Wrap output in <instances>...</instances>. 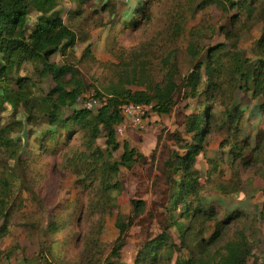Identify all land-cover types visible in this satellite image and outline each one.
<instances>
[{"label":"trees","instance_id":"obj_1","mask_svg":"<svg viewBox=\"0 0 264 264\" xmlns=\"http://www.w3.org/2000/svg\"><path fill=\"white\" fill-rule=\"evenodd\" d=\"M67 1L74 5L72 9L60 8L61 0H0V163L13 162V170L27 166L23 156L28 144L23 145V139L15 136L18 132L27 139L33 138L39 153L55 155L79 137L80 143L72 146L69 153L70 168L84 191L94 187L101 191L99 211L112 213L117 205L111 194L120 189L116 178L121 167L131 169L137 162L146 161L127 144L121 158L114 157L120 149L117 127L125 121L120 107L130 103L153 104L154 112L159 115L170 113L177 90L173 82L176 66H168L167 58L165 79L155 82L138 63L133 66L123 63L126 68L120 70L117 81L106 89L110 96L107 103L97 111L77 109L89 87L74 65L51 62L53 56L71 54L80 41H86L78 35L81 23L77 22L85 19L87 10L97 15L108 13L113 26L105 31H109L111 38L119 27L135 29L150 21V6L160 0H142L119 17L122 11L117 0ZM226 3L228 6L219 0H204L196 6V11H201L210 4H220L234 14L227 28H222L231 44L211 46L206 52L195 42L189 45L192 69L186 79L190 90L186 97L200 100L196 112L184 117V128L191 140L187 141L178 132L168 133L165 137L168 142L173 141L175 148H172L168 142L162 143L164 137H160L150 161L153 187L160 193L159 202L151 210L144 200H133L131 213L117 215L115 226L119 235L103 264H127L122 262V251L135 228H139L136 234L139 244L133 264H249L253 257L251 241L243 228L225 239L244 212L241 208L221 212L216 202L205 200V185L196 168L216 121L220 130L226 131L223 147L229 148L226 153L233 167L239 162L250 167L251 158L246 154L255 153L264 145L261 130L256 134L255 146L250 136H244L246 104L240 100L225 107L220 115L213 112L228 83L232 90L245 92L256 102L253 117L264 116V0H227ZM126 6L130 5L123 4V9ZM134 10L136 13L131 15ZM183 24L181 18L175 24L178 35ZM258 28L262 32L254 46L261 60L256 64L239 47L242 37ZM84 57L93 59L91 45ZM29 65L33 71L22 75ZM97 95L101 94L97 92ZM9 108L11 115L3 118ZM19 113L21 117L17 118ZM2 119H5L3 123ZM101 138H104L103 146L98 143ZM11 173L16 183L3 181L0 185V223L4 222L0 236L9 231L8 219L14 206L10 199L15 188L21 186L16 173ZM217 190L231 195L233 200L243 193L237 189L227 191L222 185ZM260 192L264 195V186L255 188L252 197ZM257 215V219L264 221V201ZM63 221L51 222L50 228L60 229Z\"/></svg>","mask_w":264,"mask_h":264},{"label":"rangeland","instance_id":"obj_2","mask_svg":"<svg viewBox=\"0 0 264 264\" xmlns=\"http://www.w3.org/2000/svg\"><path fill=\"white\" fill-rule=\"evenodd\" d=\"M142 0H117L120 14L131 11L133 6ZM204 0H160L151 7V20L135 29L125 27L116 31L114 37H109L106 28L113 26L112 16L94 14L92 10L85 12V19L78 29L80 41L71 54H57L51 62L64 65H74L89 89L79 100L76 108L82 109L87 96L107 94L106 89L117 81L121 69L126 68L123 63L133 66L134 63L143 68L155 82H162L168 66H176L173 82L177 90L173 96L170 113L159 115L152 112L144 122L143 128H136L130 122H125L122 135H117L120 149L114 153L119 160L124 153V146L135 150L145 158V163L137 162L131 169L121 167L116 180L120 184L119 190H114L111 198L117 208L106 213L98 209L101 191L94 187L84 191L79 183L78 176L71 170L68 157L72 146L80 143L76 137L66 149L58 154L39 153L34 139H27L20 132L15 134L23 139V145L28 144L27 153L23 161L25 168H15L13 162L0 163V185L3 181L15 182L11 172L16 173L21 180V186L15 188V195L11 196L12 207L8 219V233L0 236V264H103L110 255L113 245L118 238L115 226L119 214L128 215L132 211V201L144 200L149 209H155L160 193L153 187V169L150 161L158 148L159 139L162 143L169 140L168 133L178 132L187 141L191 135L186 133L184 117L196 112L200 100L187 98L190 90L187 78L192 69L188 49L191 42L197 43L199 49L206 52L209 47L218 44H231L222 28H227L232 10H224L220 4H210L207 8L196 11V6ZM226 4L227 0H219ZM121 3V4H120ZM126 6L123 9V4ZM73 4L61 0L60 8L72 9ZM97 11V10H96ZM136 13V10L131 15ZM63 17L67 21L66 14ZM182 19L181 35L175 31V24ZM69 23V22H68ZM261 28L242 37L240 50L248 58L259 64L261 58L255 52L254 43L260 38ZM92 46L93 59L84 57L89 46ZM168 58V66L165 60ZM21 74L26 75L33 71L29 65ZM28 70V72H27ZM48 85V84H47ZM47 85L44 88L47 90ZM138 90V86H134ZM101 97V95H99ZM236 100H240L245 107L243 116V134L252 138V146L256 145V134L264 132V116L253 117L255 101L250 95L240 90H232L225 84L224 94L215 104L213 112L220 115L225 107H230ZM12 111L9 108L2 116L9 117ZM19 113L17 118H20ZM5 119H2L3 123ZM217 126L208 137L205 152L198 158L197 170L200 179L205 185L203 196L205 200L216 202L221 212L241 208L244 217L234 223L226 233V240L233 237L236 230L246 231L252 247L253 257L249 264H264V221L257 219L264 195L262 192L255 197V188L264 186V145L263 149L255 153H248L251 166L246 167L241 162L233 167L229 148L223 147L226 131ZM103 146L104 138L98 141ZM172 148L173 141L168 142ZM34 152L33 154H30ZM214 169H217L214 171ZM17 179V178H16ZM224 186L227 191L243 190L236 200L231 195L218 192L217 186ZM107 210V209H105ZM65 222L60 229L52 230L51 222ZM0 223V227L3 225ZM60 230V231H58ZM61 232V234H59ZM139 228L131 230L128 243L122 251V262L133 264L138 251L136 234Z\"/></svg>","mask_w":264,"mask_h":264},{"label":"built area","instance_id":"obj_3","mask_svg":"<svg viewBox=\"0 0 264 264\" xmlns=\"http://www.w3.org/2000/svg\"><path fill=\"white\" fill-rule=\"evenodd\" d=\"M108 98H110V96L107 94H101V97L98 95L87 96V98L84 99L83 107L90 111H97L107 103ZM120 109L125 121L122 125L117 127L118 135L123 134L125 122H130L136 128H143L147 117L154 111V105L130 103L122 105Z\"/></svg>","mask_w":264,"mask_h":264}]
</instances>
